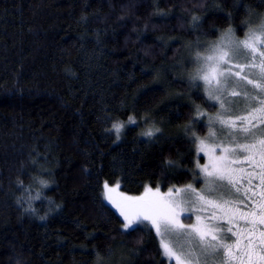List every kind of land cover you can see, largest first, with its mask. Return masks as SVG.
Segmentation results:
<instances>
[{"label":"trees","instance_id":"obj_1","mask_svg":"<svg viewBox=\"0 0 264 264\" xmlns=\"http://www.w3.org/2000/svg\"><path fill=\"white\" fill-rule=\"evenodd\" d=\"M262 20L264 0H0V264H169L102 185L202 186L197 53Z\"/></svg>","mask_w":264,"mask_h":264},{"label":"snow or ice","instance_id":"obj_2","mask_svg":"<svg viewBox=\"0 0 264 264\" xmlns=\"http://www.w3.org/2000/svg\"><path fill=\"white\" fill-rule=\"evenodd\" d=\"M193 19L197 18L194 17ZM229 31L231 32L232 29H229ZM261 46H264V20L258 26L254 28L250 27L246 38L236 42L235 47L230 51L225 50L224 46H218L212 49L211 55L202 57L197 53V60H203L204 62V66L199 70L203 73L199 76V79H202L207 86L208 100L215 101L219 104L220 108V112L216 114L215 119H209V126L215 124L220 126L219 129L212 128L208 133L209 142L212 146L208 147L206 140L200 141L199 151L205 152V148H208L205 155L208 152L215 154L217 148L220 149L221 153L219 156L213 155L210 157L209 164L198 165L200 172L203 173L208 181L209 193L222 189L225 181L237 193L240 192L237 182L232 179L235 170L231 168V165L237 162L238 153L252 152L255 154V150L259 149L260 155L264 157V138L257 139L251 143L238 142L241 137L244 140H248L249 137H257L258 135L264 137V118L256 115L257 113H264V99H257L256 96H252L250 99L256 100L260 106L252 108L245 116H234L233 105L239 103V101L229 99V97H240L242 93L236 90V88H232L231 91L228 90L235 83L232 80L235 77L236 81H245L258 92H264V50H258ZM249 53L251 54L250 62L244 65L232 62L233 58L238 56H243L247 61ZM257 56L260 57L258 64L256 63ZM245 67L257 70L256 75L258 78L254 80L248 75H243ZM236 68H239L240 71H235L234 69ZM243 95L244 99H249L247 93ZM209 107H215V105H209ZM196 111L197 115L190 123L194 124L207 115V113L199 110V106H197ZM254 120H258L259 122L253 123ZM238 121L239 124H237ZM132 122L135 123V121ZM113 128L118 133L121 125L114 124ZM225 129L227 130L226 134L223 131ZM157 132H159V129H154L146 132L145 135L151 138ZM219 136H223L224 138L220 140V143H216ZM229 145L232 146L230 147ZM230 157H236V159H230ZM171 163L169 161V164ZM105 188L109 192L113 190L109 188L107 183L105 184ZM173 191L177 196L183 195L184 198L181 203L185 207L191 206L192 210L204 211L205 209L200 207L201 204L223 210L227 217L225 223L228 224V227L225 228L220 223H199L202 220L200 216H197V224L181 223L175 213V208L179 205L174 200L165 205L167 211L157 210L153 216L144 214L143 219H151L152 226L156 229L158 235L173 238V245L163 241L161 243L163 254L169 261L174 260L175 264H200V256H204L205 261H207L209 255L218 257L220 250H223L224 259L221 261V264H234L236 259L241 260L243 264L245 257L248 258L249 264H264V231H260L259 243L256 242L255 238V233L259 231V225H264V215H258V218L249 219V216L252 214L241 210L238 206L244 203L243 200H239L238 198L236 200H227L224 199L223 194L219 198L208 199L202 193L197 192L191 184L183 189H171L170 195ZM246 192L247 190H245V199L248 198ZM187 193H194V199L185 195ZM228 195L231 196V192ZM121 214L124 215L123 212ZM237 216L243 219L246 225H251V227H246V230L243 232L234 231ZM125 218L128 219L127 217ZM184 219L190 220L191 216H185ZM207 219L215 220L216 212L214 211ZM124 227L132 229L134 224L130 221ZM244 236L248 237L246 243L244 242ZM232 237H238L234 242L235 252L233 244L225 243L226 240H230ZM176 245L181 249L179 253L175 250ZM257 247L260 248L262 254L258 256L256 261H253Z\"/></svg>","mask_w":264,"mask_h":264},{"label":"rangeland","instance_id":"obj_3","mask_svg":"<svg viewBox=\"0 0 264 264\" xmlns=\"http://www.w3.org/2000/svg\"><path fill=\"white\" fill-rule=\"evenodd\" d=\"M254 28V27H253ZM248 32L245 33L242 38H235L230 33H225L220 38H218V41L209 45H205L203 49V53H199L200 56H208L212 54V49L218 46H224L225 50H231L235 47L236 42H239L241 40H244L247 36ZM231 42V43H230ZM258 50H264V46H261ZM243 51V50H242ZM251 61V54H248L247 61L244 59L243 56H238L233 58V63H237L240 65H244ZM260 62V57L257 56L256 63L258 64ZM204 66L203 60H198V65L196 67V71L194 70V74L199 78L200 75L203 73L199 70ZM226 67V66H225ZM235 71H240L239 68L234 69ZM257 70L251 69V68H244L243 75H248L252 79H257L256 75ZM232 80L235 82L233 85L228 89L229 91L232 90V88H236V90L240 91L242 95L240 97H229V99L232 100H238L239 103L233 105L234 108V116H245L248 114L249 111H251L254 107H259L260 105L257 103L256 100H251L250 98L252 96H256L257 99H264V92H258L255 88H253L252 85H248L245 81H236V78L233 77ZM200 82L203 84V88L205 90L206 96L208 95L207 86L205 85L204 81L200 79ZM244 93H247L249 96V99H244ZM212 103H216L213 100H210ZM217 104V111L213 114H208L205 117L204 120V126L201 127V130L205 129L204 133L197 139L196 141V150L197 153L203 156V163L199 164V166H203L206 164H209L210 157L213 155L219 156L220 149L217 148L215 154L208 152L207 155H205V152L208 151V148H205V152L199 151L200 149V141L206 140L208 142V147H211V143L209 142L208 133L212 130V128L219 129L220 126L218 124L209 126V119H215L216 114L220 112L219 104ZM260 118H264V113H257L256 114ZM133 118H131L132 121ZM129 121H122L117 124L121 125V128L123 125H125ZM258 120H254L253 123H258ZM239 124V121L237 122ZM121 130V129H120ZM224 133H227V130H223ZM239 135V134H238ZM223 136H219L216 140V143H220V140L223 139ZM264 137L257 136V137H249L248 140H244L242 137L238 141L240 143H251L254 142L257 139H261ZM230 147L232 145H229ZM237 162L231 165V168H233L234 174L232 176V179L237 182V187L240 188V192L237 193L235 189L231 188L230 185L227 184V181L224 182V187L220 189L219 191H214L209 193L208 191V181L204 177L203 173L201 172V176L204 178V182L202 186L200 187H194L197 192L202 193L206 196L208 199H215L219 198L221 194L224 195V199L227 200H236L237 198L239 200H243V204H239V208L247 213H251L252 215L249 216V219L258 218V215H264V157H262L259 153V149L255 150V154L252 152L249 153H238L237 154ZM247 157V159H246ZM230 159H236V157H230ZM200 171V167H198ZM108 184L109 188L113 189L111 192L108 191V189L105 188V184ZM219 183V182H216ZM187 185L184 186H177V187H170L166 190H162L161 188H152V187H146L141 193L139 194H128L121 190L119 183H113L109 184L108 182H104L102 185V191L101 196L102 200L108 204L123 220V227L125 224L129 223L130 221L133 222L134 227L141 224H147L150 226L159 242L160 246L162 241L165 243H169L170 245L174 244L173 238L169 236H160L157 234L156 229L152 226L151 219L144 220L143 215L147 214L149 216H153L157 210L161 211H167L165 208V205H167L171 200H174L178 207L175 208V213L177 218L180 220L181 223L184 224H197V216L202 217V220L199 223L202 224H214V223H220L223 224L225 228L228 227V224L225 223L227 220V217L224 214V211L219 208H212L209 205L201 204L200 207H203L205 210H192L191 206L185 207L181 201L184 198L183 195L177 196L175 192L173 191L170 195V190L174 188H180L183 189ZM245 190L246 196L248 197L245 199ZM231 192V196L228 195V193ZM185 195H188L194 199L195 194L194 193H187ZM247 205V207H245ZM216 212V219L215 220H209L207 217H210L213 212ZM124 213L122 215L121 213ZM191 216V219H184L185 216ZM139 216V221H138ZM127 217L128 219H126ZM246 227H251V225H246V222L243 219H240L239 216H237V221L234 227V231L237 232H243L246 230ZM125 228V227H124ZM129 229V228H125ZM260 231H264V225H259V231L255 233L256 242L259 243L260 238ZM238 237H232L230 240H226L225 243L233 244V250L235 252V240ZM248 237L244 236V242H247ZM175 250L177 253L181 251L180 247L178 245L175 246ZM161 252L163 254V250L161 247ZM256 255L253 257V261H256L258 256L262 253L260 252V248L257 247L255 249ZM239 255V253H237ZM164 258H166L164 256ZM194 259V258H193ZM224 259L223 250H220L219 256L215 255H209L207 258V261H205L204 256H200V264H221V261ZM167 262L169 264H175V261H169L166 258ZM234 264H242L241 260L236 259L234 261ZM243 264H249L248 258L245 257Z\"/></svg>","mask_w":264,"mask_h":264}]
</instances>
